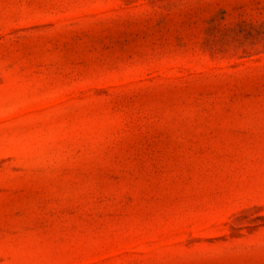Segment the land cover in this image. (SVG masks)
<instances>
[{"label":"rangeland","instance_id":"1","mask_svg":"<svg viewBox=\"0 0 264 264\" xmlns=\"http://www.w3.org/2000/svg\"><path fill=\"white\" fill-rule=\"evenodd\" d=\"M0 264H264V0H0Z\"/></svg>","mask_w":264,"mask_h":264}]
</instances>
